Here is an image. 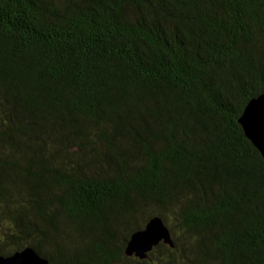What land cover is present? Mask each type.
<instances>
[{
    "label": "trees",
    "instance_id": "16d2710c",
    "mask_svg": "<svg viewBox=\"0 0 264 264\" xmlns=\"http://www.w3.org/2000/svg\"><path fill=\"white\" fill-rule=\"evenodd\" d=\"M261 94L264 0H0V254L264 264Z\"/></svg>",
    "mask_w": 264,
    "mask_h": 264
},
{
    "label": "water",
    "instance_id": "95a60500",
    "mask_svg": "<svg viewBox=\"0 0 264 264\" xmlns=\"http://www.w3.org/2000/svg\"><path fill=\"white\" fill-rule=\"evenodd\" d=\"M245 137L264 160V94L251 99L239 120ZM160 242L172 245L170 233L160 218H152L143 229L130 235L125 245V255L144 259ZM0 264H48L33 248L25 247L12 255L0 254Z\"/></svg>",
    "mask_w": 264,
    "mask_h": 264
}]
</instances>
